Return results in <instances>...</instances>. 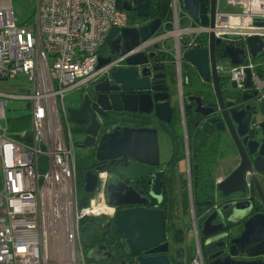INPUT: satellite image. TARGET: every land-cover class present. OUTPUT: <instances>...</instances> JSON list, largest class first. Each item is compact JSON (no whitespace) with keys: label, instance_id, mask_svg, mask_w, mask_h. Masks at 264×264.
I'll list each match as a JSON object with an SVG mask.
<instances>
[{"label":"built area","instance_id":"obj_1","mask_svg":"<svg viewBox=\"0 0 264 264\" xmlns=\"http://www.w3.org/2000/svg\"><path fill=\"white\" fill-rule=\"evenodd\" d=\"M224 1L228 10L216 0L210 26L191 17L181 0H169V19L161 22L157 33L96 68L110 28L131 26L126 12L117 7L118 0H36L33 25L18 23L11 0H0V81L23 73L30 82L25 92L0 90V264H79V259L86 264L79 222L92 214L111 217L114 207L103 197L106 171L98 173L95 190L105 203L96 205L91 199L79 207L74 147L80 141L75 143L71 135L65 93L167 39L177 72L183 52L208 47L210 32L221 43L241 41L247 51L248 36L264 40V25L257 24L264 22V0ZM167 24L171 26L166 28ZM253 67L249 52L239 65L218 66L238 87H243L245 69ZM251 77L256 84L254 72ZM8 98L25 101L29 129H9L13 119L5 113ZM246 183L249 187L248 178ZM93 203L105 208L95 214ZM194 234L195 252L188 264H204Z\"/></svg>","mask_w":264,"mask_h":264},{"label":"water","instance_id":"obj_2","mask_svg":"<svg viewBox=\"0 0 264 264\" xmlns=\"http://www.w3.org/2000/svg\"><path fill=\"white\" fill-rule=\"evenodd\" d=\"M127 1V0H125ZM125 1L119 7L122 10H134L140 17L149 16V1L128 0L132 5H126ZM184 8L195 20H200L204 25L213 26L216 10V0H181ZM264 25V22H257ZM161 25V19L152 18L141 26H112L107 32L106 45L110 53L122 56L133 47L156 33ZM231 39H237V35H230ZM246 45L238 46L234 42H226L220 51H215V46L221 42L214 39L212 32L209 34L208 47H199L183 52V58L191 63L198 71L202 79L212 80L214 95L218 108L221 111L223 121L227 123L232 136V141L237 145L241 154V161L237 167L225 178L217 183V189L224 195L231 193H243L246 190V172L250 173V180L257 191L260 205L264 208V183H260L256 175L264 173V89L257 88L254 91V100L251 105L243 109L227 107L233 105L231 101H224L218 82L217 60L229 59L230 65H239L247 57L257 59L261 50H264V40L257 35L245 38ZM158 43L147 53H137L125 59L128 68L114 67L110 69V80L95 83L94 102L92 104L88 94L82 96L81 103L68 109L74 123L84 126L83 146L95 147L94 158L101 162L120 156H128L126 166H118L115 172L108 175L104 190V200L108 205L125 206L117 208L114 214L105 221L113 224L115 234H121L120 240L126 253L132 254L145 250L148 256H138L139 264H170L168 251V239L165 229V215L162 209H151L138 206L146 202L144 197L138 195L131 186L124 183L121 178L129 182H136L138 175L150 169L151 165L158 161L157 130L154 127H138L113 124L110 130L101 132L104 124L99 117H105L107 110L153 112L156 119L167 123L172 113L170 88L166 75L161 70L162 66H149L146 63L155 57ZM96 68L108 64L110 56L99 55ZM138 66H141L140 68ZM158 71L157 73L152 71ZM250 68L245 69L244 88H252L255 85ZM236 87V82L232 81ZM189 103L193 102V112L200 115L202 121L195 129L192 142L195 147L204 143L215 129L223 130V121L214 117L215 107L205 104L204 97L194 94L186 95ZM195 100V101H194ZM260 115L262 121H258ZM253 123V126L251 124ZM252 127V128H251ZM261 132V145L259 155L251 161L247 153L255 152L259 141L256 135ZM29 141V138H27ZM246 147V148H244ZM248 151V152H247ZM247 152V153H246ZM143 162V166H139ZM143 167L144 172H140ZM104 165H98L93 171H83V189L85 193H94L98 183V173L105 171ZM121 177V178H120ZM250 198L232 201L223 208H231L228 220L235 225L242 224L240 232L231 237L229 232L218 233L224 228L222 223L213 224L217 212H211L201 225L202 236L207 237L203 242L206 252L216 250L207 258L208 264H264V211L252 213L254 203ZM231 233V232H230ZM227 237V238H226ZM238 250L246 258H238ZM116 251L109 249L105 244L91 247L87 251V257L93 262L101 264H116L108 262Z\"/></svg>","mask_w":264,"mask_h":264},{"label":"flooded vegetation","instance_id":"obj_3","mask_svg":"<svg viewBox=\"0 0 264 264\" xmlns=\"http://www.w3.org/2000/svg\"><path fill=\"white\" fill-rule=\"evenodd\" d=\"M125 0H119V5ZM125 4L132 5L130 2L125 1ZM126 14H131L134 12V10H124ZM128 16V15H127ZM144 17V16H140ZM129 19V17L127 18ZM151 19L141 20L137 19L136 22H132L129 19V22L131 26H141L142 24H145ZM157 33V32H156ZM169 40V39H167ZM166 40V41H167ZM236 43L238 46H243V43L239 40L232 41ZM164 45L158 43L159 47L156 50L155 57L151 58L146 65L149 66H162L160 71H163L166 75V82L170 88L171 94L174 90V93H176L177 101H174V96L171 97V104L172 107V113L169 117V121L167 123L162 122L158 119H156L153 112H140L138 109L136 111H114V110H107L105 117H99L100 121L104 124V128L101 130V132H106L110 130V127L115 124H121V125H128V126H138V127H154L156 128L157 132V143H159L160 136H163L167 143V155L164 159L159 157V146L158 147V161L157 163H154L151 165L150 169H146V172H144V168L141 167L140 172H144L142 175H138L137 181L132 183L124 178H121L124 183L131 186L136 192H138L141 197H144L146 202L144 204H140L138 206H145L146 208L151 209H162L164 211L165 215V229L167 234V239L169 238L168 235V220L169 215L173 214L175 215V218L179 217L180 213H183V210L185 208V205L187 207H190V210L192 211V216L190 217L189 224L192 226V230L195 228V232L197 235V238L199 240L201 250H202V256H203V262L204 264H208L210 261L207 258V255L210 253L218 250H213L210 252H206V245L203 243L207 237L202 236L201 231V225L211 212L216 211L217 216L213 220V224L222 223L224 225V228L218 231V233L226 232L230 234L231 237L237 235L240 232V228L242 224L239 222L237 225L230 222L228 220V217L231 208H223L225 204L230 203L232 201L236 200H242L250 198L254 203V208L252 210V213L257 211H264V208L260 205V200L257 194V191H255V187L253 186V183L251 182L249 176L250 173L246 172V182L247 178L250 181V186L247 187L246 183V190L245 192L240 193H231L229 195H224L223 193L219 192L217 189V183L222 180V178H225L227 175H229L240 163L241 161V154L239 153V149L237 145L232 141V136L230 134V130L228 129V125L226 122L223 121V117L221 116V111L219 110V106L216 100V97L214 95V88L212 84V80H204L202 77L198 74V71L193 65L190 63V75H184L183 69L181 68L179 72L176 70V65L173 62V55L172 51H170V47L166 45V42H163ZM226 43V42H225ZM224 43H220L219 45L215 46V51H220L222 49ZM104 50L101 51L100 55L104 57L110 56L112 59L113 57L116 58L114 54L110 53V49L108 45H106L105 42ZM153 49V48H152ZM151 49V50H152ZM150 51V50H148ZM146 51L145 53H147ZM264 51L261 50L260 53ZM260 53L258 54L260 56ZM257 55V56H258ZM264 56V55H262ZM127 58V57H126ZM125 58V59H126ZM125 59L122 60L117 67L120 68H128L129 66L126 65ZM220 61L225 62L221 63ZM187 62L184 58L182 59L181 66H183V63ZM252 62L254 64L253 72L255 73V77L261 82V85L255 84L252 88H244V87H238L236 83V87L232 86V81L230 80L228 71H222L218 68L219 65H230L229 59L227 58H221L217 60L216 67L218 68V82L221 88V93L223 96L224 101H231L233 103L232 106L227 107L228 109L236 108L238 110L243 109L246 107V105H251L252 101L254 100V91L255 89L260 88L264 89V59L257 58L252 59ZM189 63V62H188ZM174 66V67H173ZM139 68L141 66H138ZM173 67V68H172ZM114 68V67H113ZM111 68V69H113ZM111 70L109 69L108 72L104 73L100 78H98L95 81L86 83L85 86H82L78 90L81 91L80 94V100L79 104L81 103L82 96L84 94H88L91 99V102L93 104L94 102V96L95 92L93 90V86L95 83L104 81V80H110L109 79V73ZM158 71H152L154 74ZM188 94H194V95H201L204 97L205 104L209 106L215 107L214 117L218 119V121H223V130L215 129L213 133L208 136V138L204 141L203 144L198 145L195 147V145L192 142V138L195 132V129H197L198 124L202 121V118L200 115L195 114L193 112L194 103H189L186 99V95ZM195 101V100H194ZM78 104V105H79ZM77 105V106H78ZM258 121H262V118L260 115L257 116ZM79 131L84 133V126L76 124ZM252 127L253 123L251 124ZM251 127V128H252ZM261 132L259 130V133L256 135L257 141H259V144H257L255 152H252V154L247 153V157L253 161L258 155H259V149L261 145ZM84 139V138H83ZM82 139V142H83ZM82 142L78 144L79 147L83 148L84 150H87V154L83 157V159H86L88 162V167L86 170L93 171L94 168L98 165H104L106 168V172H108V175L112 172H115L116 168L118 166H126L128 164L129 158L128 156H120L114 159L105 160V161H97L94 158V151L95 147L92 146H83ZM246 148V147H244ZM82 159V160H83ZM139 166H143V162H139ZM85 170V171H86ZM84 174V172H82ZM182 173H184L185 177H182ZM82 174V179H83ZM253 174L256 175V178L260 181V183H264V173L257 174L256 172H253ZM204 179H212L214 180V203L210 205L208 209H206L203 216H198L195 213V208L193 206V192L196 190L194 189L192 185V180H201ZM179 180V185L181 190H184L185 187V195L187 199L184 200V196H182L181 201H176V197L173 194L174 193V186L176 182ZM82 189L84 184V179L82 180ZM185 182V186L184 183ZM84 191V189H83ZM114 207V212L117 210V208H122L125 206L120 205H109V207ZM181 208V212H179V209ZM178 210V211H177ZM179 212V214H177ZM110 218V217H109ZM174 218V219H175ZM105 223V221H104ZM101 224L102 231L108 235L109 237H114V242H100L99 244H105L109 249H112L116 251V253L107 259L108 262L116 263V264H139L138 260L136 259L138 256H148L152 255L154 253H148L145 254V250H142L140 252L128 254L126 253L124 247H122V244L120 243L121 238L123 237L121 234H115L113 231V224L112 222L108 221L107 225ZM188 224V226H189ZM173 228L182 229V227H178L175 224H172ZM184 231V230H183ZM193 231V235L195 237ZM231 232V233H230ZM184 237H185V231H184ZM227 238V237H226ZM195 239V238H194ZM116 244V246L114 245ZM115 246V247H114ZM169 247V246H168ZM169 248L167 251V257H169ZM241 250H238L237 257L238 258H246L244 255L240 254ZM190 256V255H188ZM169 261L171 263V258L169 257Z\"/></svg>","mask_w":264,"mask_h":264},{"label":"rangeland","instance_id":"obj_4","mask_svg":"<svg viewBox=\"0 0 264 264\" xmlns=\"http://www.w3.org/2000/svg\"><path fill=\"white\" fill-rule=\"evenodd\" d=\"M14 10L15 11V15L18 18V23L22 24V25H33L35 22V10H36V0H11ZM224 0H221L220 3H222V6L224 5V8L228 10V6L225 5ZM169 19V18H168ZM170 24L166 25L167 27H170ZM166 45L170 47V51H172V43L171 40H167L166 41ZM259 58L264 59V56H259ZM221 63H225L220 61ZM174 67V66H173ZM172 67V68H173ZM183 69V74L189 76L190 74V63L188 62H184L183 66L181 67ZM30 85V82L28 81L27 75L23 74V73H17V75L13 78H7L6 80H2L0 81V90L4 91V92H9V93H13V94H17V93H21V92H25L26 91V87H28ZM173 96H174V101H177V96L176 93H174L173 90ZM80 94L81 91L80 90H70L68 92L65 93L64 95V105L67 109L68 112V117H69V125L71 128V135L72 138L74 140L75 143L81 141L83 139V135L81 134V132L79 131L76 123L73 122L68 109L71 107H76L79 104V100H80ZM7 100V104H6V111L5 113L7 114V116L9 118H15L18 117L20 115H23L26 113L27 108H26V104L24 100L21 99H17L16 98H8ZM1 123L4 125V122L1 121ZM10 125V124H9ZM12 125H14V127H17L15 129H12V126H9V129L11 131H15V130H19V129H29L30 127V122L28 119H23L22 120H18L15 123H13ZM167 141L163 136H160L159 138V157H161L162 159H164L167 155ZM75 148V155H76V166L78 168V166L81 165V161L83 159V157L85 156V154H87V150L77 146L74 147ZM182 177H185L184 173H182ZM184 186H185V182ZM77 188H78V195L79 197H82V183L81 180L79 178V175L77 176ZM175 190H174V195L176 197V201L179 202L182 199V196H184L185 194V187L184 190H181L180 185H179V180L176 182L175 186H174ZM99 193V194H98ZM91 197L88 199V203L87 205L90 204L91 199L95 200L96 205H101L104 204L102 203V197L101 193L99 191H96L94 193H90ZM96 196V197H95ZM187 199L186 196H184V200ZM106 204V203H105ZM84 206L83 204H80L79 207ZM86 206V205H85ZM107 207V205H106ZM178 211V210H177ZM181 208L179 209V212H181ZM179 212L177 214H179ZM192 211L190 210V207H187L185 205V208L183 210V213L179 214L178 218H175L174 213L169 215V222H168V242H169V257L171 258L172 262L170 264H174V260H178L179 262L182 261L184 262L183 264H188V255H192L195 252V239H194V235H193V231L192 230V226L189 224L190 221V217L192 216ZM91 216H95L99 219V223L103 224L104 221H106L107 219H109V216L106 214H100V215H91ZM175 218V219H174ZM172 224H175L178 227H182V229L185 231V237H184V241L182 243H177L176 241H174L173 236H172V231H173V227ZM189 224V226H188ZM84 261L86 264H101L97 263V262H93L91 260H89V258L87 257V249L84 250ZM185 251H187L188 255H185ZM182 252V255H179V253ZM187 257V259H186ZM79 264H82L81 259L78 260Z\"/></svg>","mask_w":264,"mask_h":264},{"label":"trees","instance_id":"obj_5","mask_svg":"<svg viewBox=\"0 0 264 264\" xmlns=\"http://www.w3.org/2000/svg\"><path fill=\"white\" fill-rule=\"evenodd\" d=\"M142 1H146V0H142ZM149 1V16L148 17H139L135 12L131 13V14H127L129 19L133 22H136L135 20L137 19H152L155 17H158L161 19V22L164 20H167L170 16V11H169V0H147ZM119 0H118V6L119 7ZM121 8V7H119ZM264 55V51H262L260 53V56ZM23 119H27L26 116L21 115L13 119V123H15L18 120H22ZM12 123V124H13ZM11 124V125H12ZM17 127H14V125H12V129H15ZM16 131V130H15ZM88 167V162L86 159H83L81 161V165L78 166L77 168V174L79 175V178L81 180V183L83 182L82 180V172L86 170V168ZM192 185L194 187V189L196 190L195 192H193V206L195 208V213L198 216H203V214L205 213L206 209H208L210 207L211 204L214 203L213 199H214V194H215V190H214V180L212 179H204L202 178L201 180H192ZM82 197H78L79 198V206L80 204H83L84 206L87 205L88 203V199L91 197V195L89 193H85L82 189ZM99 219L95 216H84L81 220H80V238H81V243H82V247L84 250H89L91 249V247L96 246V244L100 243V242H114V237H109L108 235H106L101 228V224L98 222ZM172 236L174 241H176L177 243H182L184 241V231L183 229H177V228H173L172 231ZM116 246V244H114ZM114 246V247H115ZM185 255L187 256L188 253L187 251L184 252ZM179 255H182V252L179 253ZM188 263L190 260L191 256H188ZM187 259V257H186ZM172 262V260H171ZM174 264H183L184 262L182 261H178V260H174L173 261Z\"/></svg>","mask_w":264,"mask_h":264},{"label":"bare ground","instance_id":"obj_6","mask_svg":"<svg viewBox=\"0 0 264 264\" xmlns=\"http://www.w3.org/2000/svg\"><path fill=\"white\" fill-rule=\"evenodd\" d=\"M99 194V193H98ZM96 197V196H95ZM97 203V202H96ZM93 207H94V209H92L93 210V213H95V214H99L100 212H102V211H100V210H102V209H104L105 207H98V206H96L94 203H93ZM100 209V210H99ZM104 211V210H103Z\"/></svg>","mask_w":264,"mask_h":264},{"label":"crops","instance_id":"obj_7","mask_svg":"<svg viewBox=\"0 0 264 264\" xmlns=\"http://www.w3.org/2000/svg\"><path fill=\"white\" fill-rule=\"evenodd\" d=\"M256 84L260 86L261 85V82L257 79L256 80Z\"/></svg>","mask_w":264,"mask_h":264}]
</instances>
